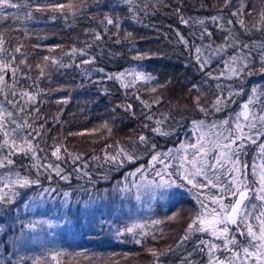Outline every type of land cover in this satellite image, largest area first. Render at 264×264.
Returning a JSON list of instances; mask_svg holds the SVG:
<instances>
[{
	"label": "trees",
	"instance_id": "16d2710c",
	"mask_svg": "<svg viewBox=\"0 0 264 264\" xmlns=\"http://www.w3.org/2000/svg\"><path fill=\"white\" fill-rule=\"evenodd\" d=\"M14 2L21 6L6 11L16 13L18 19L9 17L0 23V33H3L8 53L21 47V52L14 53L16 63L13 65L20 71L16 76L15 97L11 95V73L6 75L8 99L0 93V107L13 112L17 123L27 121L32 125L25 128L24 135L31 133L29 139L43 151L38 150V159H33L31 153L12 156L15 164L0 168V177L12 175L14 178V174L20 172L37 178L34 164H58L64 169L63 174L71 175L70 181H64L51 169L46 171L41 167L40 185L18 188L14 203L0 204V226L4 229L0 231V264H32L35 257H40L45 264H56L52 259L55 253L59 254L60 264H185L186 260L188 264H207V250L201 252L194 246L200 240L220 241L199 232H192L189 239L183 240L191 219L200 210L195 196L197 190L189 191L190 185L142 188L137 199V189L133 185L145 183L142 175L146 180L159 182L161 177L156 175L157 171L165 180L186 184L176 175H168L175 173L179 164L178 159H172L179 144L192 138V129L207 127L215 135L221 130V121L235 119L252 95L253 87L264 91V75L258 72L260 50L255 47L264 41V32H245L235 23L237 17L231 15L241 10L240 19L249 26L260 27L259 13L264 9V0H231L230 7H224V0H133L131 5L126 0H74L77 7L82 8L75 16L36 10L37 6L46 8L68 0ZM177 8L179 14L175 11ZM29 11L32 12L30 19L26 15ZM105 15L117 19L120 29L109 25L105 34L104 25L100 23ZM179 15L189 19V24L181 23ZM212 16L223 18L213 23ZM201 19L204 25L193 23ZM229 19L233 20V25L226 23ZM204 27L213 33L211 39L206 35L200 39ZM233 27L240 40L253 48L255 74L229 78L231 74L224 63L234 52L243 55L247 49H227L218 57L211 55L207 48L210 42H214L213 49L223 44V38L228 35L225 29ZM86 30L100 32L103 39L94 41L92 31ZM127 32L133 36L126 39ZM117 33L122 40L120 44L114 42ZM177 33L188 43L182 42ZM73 47L84 49L86 54L73 55ZM196 47L201 48V53L195 51ZM198 55L201 61L211 56V62L204 69L200 68ZM45 56L57 63L44 61ZM136 56L144 58L138 60ZM92 57L95 58L92 64L81 63ZM24 58L30 68L19 63ZM38 64L45 68L43 77L36 67ZM101 68L103 72L98 71ZM121 72L125 75L119 80L108 79ZM134 72H143L153 79L134 78ZM208 72L219 79L210 78L206 75ZM217 84L222 86L224 96L229 91L234 93L220 112L211 108L216 96L221 94ZM153 88L156 91H152ZM24 90L35 94L36 100L22 98ZM198 95L201 105L208 108L207 115L195 107ZM260 99L264 100V96ZM20 107L24 110L20 111ZM254 107L258 111L260 105ZM149 115L152 120L146 118ZM194 120H203L205 124L195 127ZM214 123L218 127L210 128ZM157 126L169 134L152 132L151 128ZM140 135L147 137L146 144L139 141ZM263 140L261 137L258 143ZM57 147L60 148L59 160L52 156ZM256 147L246 142L245 154L241 156L249 165V176ZM169 152L171 155H163ZM6 153L5 148L0 156ZM125 153L133 160L129 161ZM153 154H159L163 163L153 161ZM75 156L80 158L73 163ZM109 157L116 159L113 161ZM137 169L142 171L137 172ZM3 182L0 180V187ZM43 188L55 191L44 195L43 204L26 206L32 204ZM202 191L201 198L209 192L218 193L217 189ZM64 192H69L68 198L63 196ZM205 202L210 205L209 201ZM33 220H58L59 224L48 230L42 226L34 231L25 229L28 235L21 237V226ZM133 225L137 227L132 233L125 232V228ZM237 239L243 243L245 238L237 235ZM150 249L163 254L157 260Z\"/></svg>",
	"mask_w": 264,
	"mask_h": 264
},
{
	"label": "snow or ice",
	"instance_id": "6c2138e0",
	"mask_svg": "<svg viewBox=\"0 0 264 264\" xmlns=\"http://www.w3.org/2000/svg\"><path fill=\"white\" fill-rule=\"evenodd\" d=\"M126 3L131 5L133 0H126ZM231 0H224V7H230ZM21 5L14 2V0H0V23L7 20L9 17L18 19L16 13L7 12L6 9H18ZM27 7V5H25ZM37 11L49 10L53 13H60L62 15L71 13L73 16L77 15L78 12L82 11V8H78L74 0H68L67 3H52L47 5L46 8L43 6H37ZM129 11H132L130 8ZM179 14L180 9L175 10ZM241 10L232 12L231 15L237 17L235 23L244 29L245 32L251 34L253 30L264 32V9L259 13L260 20L262 21L260 27L256 24L249 26L246 24L244 19H240ZM27 17L30 19L32 17V12L29 11ZM55 19V17H53ZM223 17L212 16L211 20L215 23L218 19ZM180 22L188 25L189 19H185L183 15H179ZM104 25V33L107 34L109 25L113 26L115 29L119 30L121 25L117 19L111 16L105 15L100 21ZM194 24L204 25V20H194ZM228 25H233V20L229 19L226 21ZM92 31L94 41H101L103 36L100 32L94 30ZM225 31L228 33L223 39L224 43L218 45L215 49L212 48V43L207 45L210 50L211 55L221 57L225 54L227 49L235 50L239 47L241 50L247 49L248 51L243 55L235 53L231 55L228 60L224 63L232 76L242 77L243 75L255 74L253 69L254 58L252 56L253 48L250 47L248 43H244L240 40V35L233 28H226ZM179 39L187 44L188 42L184 39L182 35L177 33ZM205 35L211 39L213 33L204 27L200 33V39L203 40ZM133 34L127 32L125 38H131ZM116 44L122 43L117 33V39L114 41ZM5 40L3 38V33H0V93L5 94V99H8V93H5V88L9 87L8 82L5 77L8 73H11L12 79V91L11 95L16 96L15 85L17 83L16 76L20 69L14 67L16 63V56L14 53L21 52V47H16L12 53H8L7 49L4 47ZM59 47V45L57 46ZM86 47L91 48L92 44H86ZM259 48V59L260 68L258 72L264 75V41L259 42L255 45ZM195 51L201 53V48L196 47ZM85 55L84 49H77L73 47L71 53L74 55L76 53ZM7 53V55H5ZM9 56L11 59H9ZM143 56H136L135 59H143ZM94 57L81 61L83 64H92L94 62ZM44 61H51L52 64H56L57 61L50 57H43ZM198 62H200V68L204 69L210 62L211 56L201 61L200 56H197ZM20 64L28 65L27 59H21ZM66 65H61L65 67ZM40 69V75L43 77L45 75L44 66L38 64L36 66ZM98 71L103 72L104 69H98ZM26 75V73H22ZM125 73L121 72L109 76L108 79L119 80L123 77ZM207 76L213 79H219L218 76L213 77L211 72L206 73ZM223 75V73H221ZM134 78H143L145 81H150L153 79L152 76L146 75L143 72H134ZM35 83V80L33 81ZM127 87V85H125ZM195 87V85L193 86ZM231 86H229L230 88ZM217 88L220 89V95L216 96L215 101L211 104V108L220 112L223 111L227 104L231 101L233 92L229 91L227 96L223 95V88L221 85L217 84ZM152 91H156L155 88ZM252 95L249 97L248 101L243 104L242 111L237 113L234 120L224 119L219 123L220 131L215 133V139L206 140L204 135L197 138L196 143L191 144H181V149H184L182 155L172 156V159L179 160V164L176 167L175 173H168L169 176L176 175L180 180L185 181L186 184H177L175 180H165L163 174L160 171L156 172L157 176L161 179L159 182L155 180H146L142 175L141 180L145 183H135L133 186L137 189V199L140 198L139 192L142 188H154V189H167L172 188L174 185L176 187H186L191 186L189 191L196 189L195 193L197 203L200 206V210L196 211L194 217L185 230V236L183 240L190 238L192 232L208 233L214 240L220 241V243H215L212 240L205 241L200 240L194 248L201 252L207 250V264H264V162L259 165L253 164L252 170L249 176L248 168L249 165L245 163L241 156L245 154L244 150L246 147V142L257 145L259 149L258 157L261 161H264V143H258L261 137H264V100L260 97L264 96V91H260L257 87L252 88ZM21 97H26L28 101H35L36 95L32 92L24 90L21 92ZM201 97L198 95L194 104L195 107L199 109L200 112L208 114V108L204 107L200 103ZM9 103L16 102L14 100H9ZM159 103L158 100L155 101ZM59 103V101H58ZM143 103V102H142ZM207 103V101H206ZM259 104V110L254 107V105ZM130 108L131 106H127ZM20 111H23V107H20ZM39 112V109H35ZM6 112V115H5ZM14 114L11 111H6L4 108L0 107V151L7 149V153L0 156V168H5L15 164V161L11 158L17 153L28 155L31 153L33 159H38L37 152L43 151L39 149L38 144H34L28 135H24L25 128H31L32 125L28 124L27 121L24 124H19L13 118ZM148 120H152V116L146 117ZM243 118L244 123L241 122ZM160 125V121L156 122ZM205 122L203 120H194L193 125L195 127L204 126ZM14 125V126H13ZM227 126V127H225ZM41 128L43 125L40 126ZM107 127V125H105ZM218 125L216 123L212 124L210 128L215 129ZM247 128V132H245ZM35 131V129H33ZM111 131V129H109ZM152 132L158 133L160 135H168L169 133L161 131L159 126L151 128ZM227 133V134H225ZM69 135H83V133H69ZM139 141L141 143H147V137L144 135L139 136ZM155 148V145H152ZM191 149V153L187 149ZM65 151H67L65 149ZM124 150L121 149V152ZM177 151H180L179 149ZM60 148L57 147L55 151L52 152V156L56 159H61L59 155ZM68 155H72L69 153ZM127 159L129 161L133 160L131 155H128ZM164 156L171 155V152L164 153ZM79 156L73 157V163ZM95 159V157H94ZM109 159L115 161V157H109ZM151 159L153 161H159L163 163V160H159V154H153ZM33 167L37 168V178H30L29 175H21L20 172L8 177H0L3 182V187H0V204H11L15 202L16 196H18L17 189H23L32 187L33 185H40L41 181L39 176L41 175L39 169L43 167L46 171L51 169L55 172L61 180L70 181L71 174H63L64 169H62L58 164H34ZM86 167V165H85ZM168 166L165 165V168ZM77 171H83V169H77ZM141 169H137V172H141ZM84 175H88L84 172ZM130 175H135V173H130ZM51 180V176H48ZM5 189H8L6 192ZM204 189H217L218 194H209L208 196L201 198L203 196ZM127 190V186H125ZM55 189L43 188L38 197L33 198L43 200L46 193L54 192ZM69 192H64L63 196L65 198L69 197ZM209 201L206 203L205 201ZM228 201L227 203L225 201ZM29 206V205H26ZM79 212L80 209L77 208ZM84 211H87L85 208ZM68 213L72 214V209L69 206ZM255 221V223H253ZM47 223L43 220H33L26 225H22L20 229L21 237L26 236L25 229L29 231H34L38 226ZM155 223H160L156 221ZM137 225L125 228V232L132 233ZM3 227L0 226V231H3ZM118 234H122L119 233ZM237 235L243 236L244 242L242 243L237 239ZM140 243L139 240L136 241ZM152 255L159 259V255L163 253H157L155 249H150ZM171 251V249H169ZM217 253H220L218 255ZM58 253L52 255V259L56 261V264H60L57 259ZM191 256V253H189ZM87 259V257H85ZM32 264H45V262L40 257H35L32 260ZM188 264V261H185Z\"/></svg>",
	"mask_w": 264,
	"mask_h": 264
},
{
	"label": "rangeland",
	"instance_id": "374dc122",
	"mask_svg": "<svg viewBox=\"0 0 264 264\" xmlns=\"http://www.w3.org/2000/svg\"><path fill=\"white\" fill-rule=\"evenodd\" d=\"M241 111H242V109H241ZM241 111H239V112H241ZM241 122L244 123L243 118H241ZM191 134H192V138L188 139L187 141H183L181 144L187 145V144H191V143H196L197 138L199 136H201V135H204L205 138H206V140H213V139H215V135H213V133H211L210 129L207 130V127H204L203 129L197 128L196 130L195 129H192L191 130ZM261 143H264V140ZM181 144H179V146L177 148V150L179 149L180 151H177V150L175 151L176 156L182 155L183 152H184V149H181ZM187 151L189 152V154L191 153V149L190 148L187 149ZM258 153H259V149H258V147H256L255 153H254L255 154V157H253L254 159L251 161L252 162V165L254 163L257 164V165H259L260 163L264 162V161H261V159L258 157ZM209 194H218V193L209 192ZM209 194H206V195L208 196ZM38 204H40V205L43 204V200L42 201L39 200V199H36L35 201L33 200L32 204H30L29 206H36ZM44 221H47V223H44L43 224L44 226L43 225H40V226L44 227V230H48L49 228H51L53 226H56V224H59L58 220H53V221L44 220ZM253 223H255V221H253ZM25 233L28 235L27 232H25Z\"/></svg>",
	"mask_w": 264,
	"mask_h": 264
}]
</instances>
